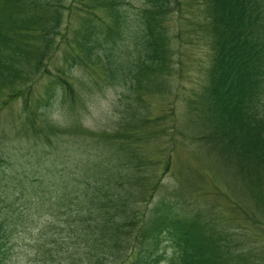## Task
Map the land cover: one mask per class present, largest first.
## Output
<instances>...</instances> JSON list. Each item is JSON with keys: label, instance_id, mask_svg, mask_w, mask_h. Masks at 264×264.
<instances>
[{"label": "trees", "instance_id": "trees-1", "mask_svg": "<svg viewBox=\"0 0 264 264\" xmlns=\"http://www.w3.org/2000/svg\"><path fill=\"white\" fill-rule=\"evenodd\" d=\"M79 2L82 15L72 28L65 21V36L64 0H5L0 8V86L30 82L60 35L67 49L62 64L46 72L42 93L24 98L27 113L15 133L21 147H1L0 264L10 256L8 239L15 234L7 219L18 211L15 201L31 198L60 210L75 197L85 209L72 217L77 226L69 223L67 238L82 241L84 253L71 264H260L262 257L205 209L190 208L175 193H156L152 162L141 150L150 142L141 133L146 122L121 124L114 134L69 147L63 135L78 133L79 122L62 127L49 116L61 104L84 107L68 78L74 66L93 67L104 84L125 89L132 112L143 96L167 92L174 42L181 38L172 23L183 4L193 38L208 52L204 81L188 104L209 126L219 155L262 188L255 207L264 211V0H144L142 8L119 0ZM92 83L98 85L90 78L80 86ZM5 138L6 132L1 143Z\"/></svg>", "mask_w": 264, "mask_h": 264}, {"label": "rangeland", "instance_id": "rangeland-1", "mask_svg": "<svg viewBox=\"0 0 264 264\" xmlns=\"http://www.w3.org/2000/svg\"><path fill=\"white\" fill-rule=\"evenodd\" d=\"M4 1L0 0V8ZM79 1L64 0L70 10L67 7L62 10L64 24L60 34L63 36L70 33L65 21H69L67 26L72 28L82 15ZM119 1L135 8L145 5L144 0ZM178 7L179 13L175 12L178 20L172 26H178L177 33L181 38L174 42V65L166 77L167 92L143 96L139 106L132 105L136 110L132 112L128 109L130 99L125 89L104 84L98 78L99 71L93 67L74 66L68 78L82 92L84 107L75 106L72 110L68 104L58 105L50 114L49 122L62 127L67 122H79L78 133L63 135L69 147H73L72 142L88 145L99 139L100 134H114L121 124L146 122L141 133L150 142L142 145L141 150L147 161L152 162L149 167L158 181L156 193L166 197L175 193L190 208L205 209L211 221L239 239L243 248H251L254 256H261L258 263L264 264V211L260 209L259 213L255 207L263 190L254 178L247 177L238 166L219 155L208 139L209 126L200 122L198 113L188 104L204 81L208 52L203 41L193 38L187 6ZM96 13L103 16L102 12ZM61 35L55 40L52 58H45L41 71L32 75L30 82L0 86V139L6 132L3 143L0 141V154L3 144L9 152H17L21 147L15 133L18 122L27 113L24 98L33 100L39 96L47 83L46 72L62 64L66 46ZM90 78L97 80L98 85L92 83L90 89L81 88L80 82ZM19 90L25 93L24 96L17 95ZM28 92L30 95L26 96ZM60 143L61 149L64 148L63 140ZM78 187L84 189L83 185ZM80 201L77 197L72 198L60 210L37 205L31 198H25L21 203L15 201L18 211L6 218L14 226L15 235L8 239L11 251L3 264H71L75 256L84 253L82 241L67 238L69 223L77 226L72 217L85 209ZM139 208L145 211L144 204Z\"/></svg>", "mask_w": 264, "mask_h": 264}]
</instances>
